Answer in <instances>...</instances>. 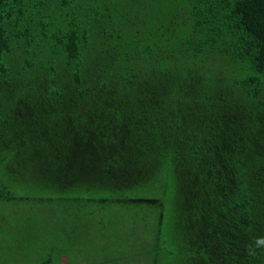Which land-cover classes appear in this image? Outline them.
Segmentation results:
<instances>
[{
    "label": "trees",
    "instance_id": "16d2710c",
    "mask_svg": "<svg viewBox=\"0 0 264 264\" xmlns=\"http://www.w3.org/2000/svg\"><path fill=\"white\" fill-rule=\"evenodd\" d=\"M9 253L264 264V0H0Z\"/></svg>",
    "mask_w": 264,
    "mask_h": 264
},
{
    "label": "rangeland",
    "instance_id": "374dc122",
    "mask_svg": "<svg viewBox=\"0 0 264 264\" xmlns=\"http://www.w3.org/2000/svg\"><path fill=\"white\" fill-rule=\"evenodd\" d=\"M136 214H137V217L140 216L141 211H137ZM155 218H156L155 215L153 217L149 218V219H147V217L143 215V217L141 218L140 222L137 224L138 225L137 234L141 235V240L143 242H145V243L146 242L147 243L148 242H152L151 241L152 230H149V229H150L151 225H153V222H154ZM103 219H106V218L104 217ZM152 219H153V221H152ZM115 223L117 225L120 224L118 222H115ZM132 224H133V222L129 221V222L125 223L124 225H121L122 226L123 235L130 228V226ZM11 239L13 240L12 242L14 243L15 238L13 237ZM101 251H105L111 257H115L117 255V253L119 252L118 248H113V249H109V250H106V248H99L98 253H95V252L92 253L93 254V258H95V259L101 258L102 257V255L100 254ZM14 261H15V259H14L13 255L11 253H9V255H7L5 257L3 255L0 256V264L1 263H3V264H14ZM19 261H20V264H28L27 263V256L25 254L21 255V258L19 259Z\"/></svg>",
    "mask_w": 264,
    "mask_h": 264
}]
</instances>
